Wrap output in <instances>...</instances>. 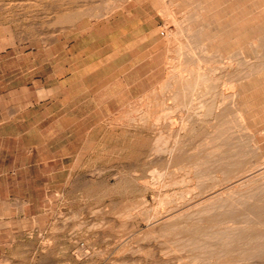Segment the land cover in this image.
Wrapping results in <instances>:
<instances>
[{"label":"rangeland","instance_id":"1","mask_svg":"<svg viewBox=\"0 0 264 264\" xmlns=\"http://www.w3.org/2000/svg\"><path fill=\"white\" fill-rule=\"evenodd\" d=\"M0 1V72L2 70L6 71L8 68L14 69L15 72L10 73L11 75L7 79L15 77V83L23 81L22 71L30 63H33V61L38 62L39 60H54L68 57L81 58L83 54H87V56L84 57L87 61L103 57L106 60H112L118 65L129 56L128 54L130 51L126 48V43L128 42H136L139 48L142 49L143 69L145 70V68H149L150 66L154 68L151 81H145L142 89L136 90V93L139 95L129 100L128 98L125 99L128 101L121 106L110 104V106L105 108L104 112L96 111L93 115H90L91 118L85 121L86 124L92 125V127L86 132L81 131L78 141H86V143L82 147H74L78 151L68 158L66 161V168L63 172L48 177L49 188L47 198L45 199L46 202L43 204L41 201L39 204L43 207L24 211L20 208L22 204L19 202V197H15L10 200V202L4 200L5 202L0 203V264H183L185 261H190V264H201L199 263L200 260L201 262L203 261L202 264H204L206 258L207 264L208 262L210 264H219V262L220 264H229L230 261V264H232L233 261L235 262V256H237V260L242 254L238 250H231L232 252L228 251L230 252H227L229 255L224 253L227 256H221L222 259L220 258L218 262H213L214 257L209 258L210 255H208L211 253V248L204 245L202 235L197 236L192 234L193 232L190 233L192 227L188 221H191V219H189L188 212H185V209L189 212L193 211V209L195 210L197 207L190 208V206H194L193 204L199 196L196 195L194 196L195 198H189V194H186L189 200L185 197L183 198L184 200H180L182 206L180 205L177 207L176 205L179 204H175L176 201L179 202L183 190L186 191V182H184L185 186L181 185L183 183H180L179 186H177L178 183H172L167 185V188L166 185H164L165 187L163 188L162 186L153 188L142 185L144 184V179H151L153 174L155 176H153L151 180L157 177L156 173L159 172V170L154 173L153 167L155 166L157 169L161 168L163 170L164 167H166L167 172L165 171L166 173H163L165 176H168L174 173H184L186 165L188 166V163H190L192 159H199L197 156H200V159L204 157V161L208 160L205 162L209 165L212 163V157L214 156L210 153L213 147H217V143H219L220 146V142L217 140H221V138L217 136L219 139L215 140L216 135L214 137L213 134L212 136L208 135L210 134L209 131L214 128V124L212 125L213 121L208 119L211 118L210 115L204 120L192 122L195 132L190 130L186 133L188 137L184 135L187 138L182 136L185 142L191 139L187 141L186 145L185 142L181 140V136L177 142L175 141L178 150H181L180 156L182 155L183 158L181 156L178 157L177 161L170 160L166 151L163 150L164 154L161 150V152L157 151L159 152L157 153L158 155L161 153L159 158L163 159L167 157L163 159L165 163H163V161L161 162V159L158 161V155L153 154L156 151H153L151 147V143L153 144L154 137L158 131L157 127L151 125L152 123L150 122L143 127H137L135 121L133 119V121L131 120L130 115L127 116L129 122L127 118L118 119V122L115 121L117 114L124 115V111L129 110V107L131 108L130 110L136 108L135 106H137V108L141 107L142 109V107L145 108L144 106L148 105L147 107L150 108L149 106L154 103L149 110L160 111L161 107H163V110L165 108L164 99L165 102L169 104L172 103V101H170L171 98L167 99L169 98L168 94L170 93L171 87L168 77H170L169 75L172 70L170 69V65H172L173 62L172 59L174 60L176 58L175 55H177V53L174 49L169 48L171 46V41L169 40H172V38L170 39V34L172 33L171 35H174V31L177 29V23H175L171 19L172 17L161 8L164 7L163 5L166 3L171 7L169 0ZM7 1L10 2L8 3ZM191 5L190 2L185 1L177 5H172V8L174 6L177 7L178 15L182 16L184 13L187 14L188 11L190 12ZM182 9H184V12ZM181 10L183 13L182 15H180ZM171 50L173 51L171 52ZM173 55L175 58L172 57ZM139 58L140 57L136 58L137 61ZM4 75L6 77V74H1V76ZM93 78L90 79L91 82L94 81ZM168 80L169 84H166ZM161 85H163V87ZM166 85L170 86L166 87ZM154 88H156V90ZM164 88H166L165 91ZM148 92H150L149 95ZM77 100L82 104L84 99L80 97ZM98 100L100 99L88 98L86 100V105L89 107L87 108L96 107L95 105ZM158 100L159 102L157 103ZM160 101L163 106H161ZM169 104H166V106L168 107ZM124 106L125 110L123 109ZM84 108H86V106H84ZM97 110H99V108H97ZM115 112H117V114ZM135 114L132 113L131 116ZM255 121L253 127L257 128L260 126V123L257 119H255ZM189 122L188 124L191 125ZM166 124L162 125L163 128L165 127L164 131L166 133L168 132L170 135L172 134L174 137V135H176L173 134L176 133L175 128L171 130L172 128L169 124L167 126ZM168 126L171 129H168ZM169 130H171L172 133L169 132ZM203 130L205 132H203ZM205 133H207L206 135L208 137L211 136L209 138L207 137L205 140H209L211 143V138H213L215 143L212 142V144L215 146L211 144L207 145V147H203L206 146L205 144L209 143L208 141H204L203 143V137L206 136ZM195 140L196 142H194ZM198 140L201 142L200 144H196L199 143ZM194 143L197 145L196 147ZM182 144L185 146H182ZM223 144L225 145H221L222 147L218 146L222 151L226 148L228 149V144ZM192 146L197 149L201 146V148L205 149L202 151L198 149L200 151H198V154L195 149L191 151L193 148ZM181 147L184 148L183 152L185 151L184 153L187 154H185V157ZM210 147L212 148L211 151ZM218 147L216 149H218ZM215 148L213 150H215ZM254 148L252 149L251 147L253 151H251V155L249 154V157H247L251 161L259 160L260 156L261 158L263 157L264 142L259 147L260 149H257L258 151L260 150L261 153L256 150V146H254ZM218 150L215 151L216 153H214V155H219L220 151L218 152ZM227 152L226 150L225 154ZM253 152L255 155L252 154ZM205 153L206 155L209 153L210 156L209 154L205 156ZM257 154L259 157H257ZM217 155L214 157L216 161ZM238 155L239 153L234 157V159L237 158V161L246 158L245 156L243 158V155L238 157ZM188 156H190V158ZM251 156H253L254 159L251 158ZM149 158H154L156 161L154 159V161H151ZM209 160H211V162H209ZM202 161L200 163L205 165ZM160 164L161 166L159 167L158 165ZM178 164L179 167L177 166ZM212 164L216 168V162ZM204 165L201 166L203 168V174L204 170L206 172L204 176L208 173V169L206 170V168H211L210 170H213V172L209 170L211 174L223 175L221 170L216 171L212 165ZM180 166H182V171H180ZM262 168L264 169V167L260 169L255 167L257 171H254L258 172L262 170ZM161 169L160 171H163ZM15 171L16 170H12L11 172L15 173ZM118 171L120 173H118ZM150 171L153 174L150 173ZM193 172H195V170ZM213 175L214 174L210 177ZM195 178L194 182H197V177ZM203 178L206 179L208 183L210 180V183L214 180L208 179V177ZM203 178H201V184L204 181ZM130 181H133V185L135 181V186H132ZM139 182L141 183L139 184ZM124 187L130 189L128 190L125 188L127 191H124ZM168 187L171 190L168 189ZM219 187L221 188L222 184L218 185V188ZM159 188L161 190H159ZM165 188L168 194H171L173 191L171 195L176 197L173 205L175 204L177 208L181 207L171 212L174 214V217H171L170 221L166 219L168 216L167 213L170 211V206L158 205L159 197L166 194ZM174 190L177 194H174ZM0 196L3 195L0 194ZM36 196L40 197L42 195ZM184 201H186V203H184ZM141 203H145L143 205L146 206V209L144 207L142 208L143 205L141 206ZM139 205L141 207L138 209L137 207ZM156 206L159 207V211ZM187 206L189 209L186 208ZM6 207H11V209H6ZM122 208L130 213L128 214L126 210L124 211ZM167 209H169V211H166ZM183 209L187 216H185V213H182L180 214L181 216L178 217L179 215H176L178 214L177 212L180 210L181 213ZM122 210L124 212H122ZM152 211H154V213ZM132 212L135 213L133 214ZM146 212L149 214H146ZM162 214L164 215L163 217ZM182 215L184 216L182 217ZM203 215L205 214L203 213ZM237 217H239V215H237ZM174 218L175 222L177 219V223L172 220ZM164 219L166 220L164 221ZM185 222L186 224L184 225ZM169 223L171 225V231L169 228L170 225L166 226V224L168 225ZM204 224L202 222L200 224L201 227H204ZM195 226L198 225H194L193 228ZM187 227L189 229H187ZM175 229L179 232L177 235H175L177 233ZM186 229L189 230V232ZM194 229L192 231H194ZM161 230H164V233L166 231V233L163 235V231ZM180 232L183 233L184 238L187 236L189 237V235L193 237L192 235H194L193 241L198 237L195 241L196 244L192 241V238L189 240L185 238L184 241L182 238L183 235ZM199 243L200 245H198ZM175 245L177 246L175 247ZM192 247L197 248L194 249ZM190 248L192 249L190 250ZM204 248L205 250H203ZM208 249L210 251H208ZM200 251L202 253L201 255ZM207 251L210 253L207 254L208 257L205 255L206 258L204 259L203 254ZM198 252L199 254L197 257V254L195 255L194 253ZM191 256L193 258H191ZM199 256H202L204 260ZM228 256L231 257L230 261H228ZM258 256V259L257 257L253 258L254 256H251V258H253L251 259L248 256L249 258L247 257L245 259L246 261L244 260L245 257H240L239 259L241 262H246V264H264V255L263 257L262 255ZM196 259L199 262H196ZM232 259L234 260L232 261ZM239 259L235 264L241 263ZM247 259H250L252 262ZM248 261H250V263H248Z\"/></svg>","mask_w":264,"mask_h":264},{"label":"bare ground","instance_id":"2","mask_svg":"<svg viewBox=\"0 0 264 264\" xmlns=\"http://www.w3.org/2000/svg\"><path fill=\"white\" fill-rule=\"evenodd\" d=\"M185 1H188L192 4L190 8L191 10L190 12L187 10L188 13L187 14L184 13V15H182L183 14L182 10L184 12V9H182L180 11L181 13L180 15L182 16H179L178 15L179 13H177V9H176L177 7L174 6L172 8V5H177ZM169 3L171 7L168 6L166 3L164 5L161 4L164 6L161 8H163L162 10L166 11L172 17L171 19L175 23H177V29L174 31V35L172 36L171 35L172 33L170 34L171 36L170 39L172 38V40H169L171 41L170 43L171 46L169 48L174 49L177 55H175L176 58L174 57V55L172 56L175 59L174 60L172 59L173 62L171 61L172 65H170L171 67L170 69L172 70L169 76L171 78L168 77L170 80V85H171L170 93L168 94L169 98L165 97L167 99L171 98L170 101H172V103L169 104L165 102V99H164L163 101L165 104L164 105L165 108L163 110L162 109L163 107H161L160 111H155L152 109L149 110L150 108H152L151 105L154 104L152 102H151L152 104L149 106L150 108L147 107L148 105L147 106L143 105L145 108L142 107L141 109V107L137 108V106H135L137 109L133 107L134 109L130 110L131 108L128 106L129 108L128 107L127 108L129 110L124 111L125 110L124 109L125 106H124L123 107L124 115H118L117 112H115L117 114L116 116V114L114 113L115 116L117 117V118L115 117L117 119V120L115 119V121L118 122L119 121L118 119H125L127 118V116L130 115L131 120L133 119L135 121L137 127H143L147 125V123L149 122L152 123L151 125H154L155 127L158 128L157 129L158 131L156 132V136L154 135L155 136L154 142L153 144L151 143L152 146L149 145L152 147L153 151H156L153 154L156 155L157 153H159L157 151L164 150L168 153L167 156L170 160L177 161L178 157L182 156V155L180 156L181 150L179 151L176 146L177 144L176 142L178 141L180 136L182 138L181 140H183L182 136L184 135L187 136L186 134L187 131L192 130L195 132V129H193L194 127L193 123L198 120H204L206 119L208 115H210L211 118H208V119H211L213 121L212 125L214 124L213 125L214 128H212V130L209 131L210 134L208 135L212 136L213 134V137L216 135L215 140L219 138H221L222 140L225 137L224 140L221 141L219 139L217 141L220 142V146L225 145L223 143H227L228 149L226 148L224 151L226 152L227 150L228 152L225 154V152L222 151L221 148H219L220 147L219 143H217L218 145H216L217 147L219 146L218 147L219 150L216 149L217 147L216 148L213 147L215 146L214 144H212V142L215 143L213 138H211L212 139L211 143L209 142V140H205L208 137L206 135L208 133L207 132L205 133L206 136L203 137L204 140L202 138L201 139L203 140V143L204 141H208L210 144L209 143L205 144L206 146H203V147H207V145L212 144L213 146L211 147H213V149L215 148V150H213L210 147V151L211 149L213 151V152L211 151L210 154L211 155L213 154L214 157L217 155V154L214 155V153H216L215 151L217 150L218 152L220 151L219 155H217L218 157H216L217 161L214 160L215 158L211 156L213 158V161L216 162V165L214 164L216 168L212 164L214 163L213 161L209 165L206 163L208 160L207 161L205 160L206 162L204 161L205 159L204 157H203L204 159L202 158L203 161L202 159H200V156H197V157L200 159V162L201 161L204 162L205 165H208V166L212 165L216 171L221 170L223 175L212 173L214 174L213 175L214 177L212 176L214 179L213 180L212 177H210L212 174L209 172L211 168H206V170L208 169L207 174L209 176L207 174L204 176L206 172L204 170V174H203L202 172L203 168L201 167L204 164L203 163L201 164L199 162V159L196 158V159H192L190 163H188L189 164L188 166L186 165V168H185L186 170L185 171L183 170L184 173L180 172L181 174L174 173V174L165 176L163 172L166 171V167H164L163 165L164 170L160 168L161 170H163V171H160V169L159 168L157 169V167L155 166L153 167L154 169L153 168L152 169L154 170V173H156L157 170H159V172L156 173L157 177L151 180L153 176L155 175L150 171V173H152L153 176L151 175L152 176L151 179H144L143 181L144 184L142 185H145L146 187H153V188L155 187L158 188V186H162L163 188L165 187L164 185H166V188H167V185L172 184V183L173 184L178 183L177 186H179L180 183H183L181 185L185 186L184 182H186L187 183L186 191L183 190L182 188L183 193L181 195V198L179 199V202L177 201L175 202V204L176 203L179 204V205H176L177 207L181 205L180 200L185 198L186 194H189L188 195L189 198H192V197L195 198L194 196L196 195L199 196L198 199L193 204L194 206L192 205L190 206V208L191 207L193 208L197 207V208H195V210L193 209V211H190V212L186 211L185 209V212H188L187 213L188 217L189 219H191V221H188L191 227L193 228L194 225H198L194 227L195 229L193 228L194 231H192L193 229L191 228L190 233L193 232L192 234L197 235V236L202 235L204 245L209 246L211 248L210 249L208 247L211 250V253L208 252L210 251L208 249V251L205 254H203L204 259L206 258L205 255L207 256V254L210 253L208 254L210 255L209 258L214 257L213 262L214 261L218 262L221 256L226 255L224 253H227L228 251H231V250L233 251L238 250L239 252H241L242 254L241 255L239 254L240 255L239 258L245 257L244 260L248 256L250 258L251 256H254L253 258H256L258 255H262L263 257L264 255V169L262 168V170L255 172L257 171L255 170V167L257 169L264 167V155L261 158V156L259 157V155L257 154L258 155L257 157H259L260 159L256 161L255 160L251 161L247 157H249L248 155L251 153V151H253L251 150V147L253 149L254 146H256V150H257L261 146V144L264 142V0H169ZM172 51L173 50H171V52ZM169 80H168V83L166 84H169ZM161 86L163 87V85ZM169 86L166 85V87H169ZM154 89L156 90V88ZM165 90L166 88H164V91ZM168 92H169V89H168ZM149 93L150 92H148V95ZM158 102L159 100L157 101V103ZM166 104H169L168 107L166 106ZM161 106H163L162 102H161ZM132 113L135 115L131 116ZM128 119L129 118H127V121ZM255 119H257L260 123V126L257 128L253 127L256 122ZM188 122L191 125H189ZM163 124H166V126L169 124V126L172 129L169 126H168L169 128L167 127L168 129L174 130L173 128H175L176 133H173V134H176V135H174L173 137L172 134L170 135L168 132L166 133L164 131L165 127L164 128L162 127ZM201 128H204V127H201ZM171 130H169V132H171ZM204 130L203 132H205ZM186 136L184 137L187 138L188 136L187 137ZM217 136H219V138ZM187 141L185 142L183 140V142H185V145L187 144ZM223 141H226V142H223ZM194 142H196V140ZM200 143L201 142L196 143V144H200ZM183 145L184 144H182V146ZM201 145H204V144H201ZM194 146L196 147L197 145H195L194 143ZM194 146H192L193 148L191 151H194L195 149L198 152L199 150L202 151L203 149H205V148H201L200 146L198 150L197 148H194ZM183 149L184 148H182V152H183ZM164 151L162 152L163 154H164ZM206 153H205V156L209 154L208 153L206 155ZM238 153H239L238 157H240V155H243V158L244 156L246 158L242 159L241 161L240 160L237 161V158L234 159V157ZM185 154L186 153H184V157L187 155ZM252 154L255 155L254 152ZM159 155L157 156V158L159 159L158 161H160L161 159L159 158ZM200 155L202 156L201 153ZM188 157L190 158V156ZM211 157H208V158H211ZM251 158H253V156H251ZM153 159H150V160L156 161V159L154 160ZM163 159H161V162L163 161V163H165ZM183 160L186 161L185 159ZM209 162H211V160H209ZM158 166L160 167L161 164ZM177 166L179 167V164ZM181 167L182 166H180V168ZM194 170L195 172H193ZM180 171H182V168ZM210 171L213 172V170H210ZM118 173L120 172L118 171ZM195 177H197V180H196L197 182H194L196 179ZM203 177H206V178L208 177V179H212L213 181L210 183L211 181L210 180L208 183L206 179H204ZM201 178H203V180L206 183L203 181V183L201 184V180H202ZM135 181H134V185L132 183L133 181H130L132 183V186H135ZM140 183L141 182H139V184ZM220 184H222V187L218 188V185ZM169 187L168 189H170ZM125 188L127 187H124V189ZM166 188H165V192L167 191ZM127 189L129 190L130 188H127ZM159 190L161 189L159 188ZM124 191H127V190L125 189ZM171 194L170 193L168 194L166 192L164 196H161L158 199V203H159L158 205L161 204V206L162 205L170 206V211L169 209L166 210V211H169L168 213L166 212L168 214L166 219H169V221L171 217L172 218L174 217V214H172L171 212H173V210H176V209L178 210L181 208V207L177 208L175 204L173 205L174 200H176V197ZM174 194H177V192L175 191ZM184 203H186V201H184ZM143 204L141 203V206ZM141 206L139 205L137 208L139 209ZM188 206L186 208H188ZM143 207L145 208L146 206L143 205L142 208ZM122 209L124 211L126 210L124 208ZM123 210L122 212H124ZM154 211L152 212L154 213ZM158 211H159V207H158ZM182 211L183 212L180 213V210H179V212H177L178 214L176 215L177 216L179 215L178 217H180L181 216L180 214L185 213L184 209ZM126 212L128 213L127 210ZM203 213L205 215H203ZM146 214H149V213L146 212ZM237 215H239V217H237ZM163 216L164 215L162 214V217ZM183 216L184 215H182V217ZM185 216H187L186 213H185ZM166 219H164V221ZM172 220H174L175 222V218ZM186 222L184 223V225L186 224ZM202 222L203 224L205 223L203 225L204 227H201L200 225ZM175 223H177V219ZM169 225L170 223L168 225L166 224V226H169ZM170 227L171 225L169 226V228ZM187 229L189 228L187 227ZM161 231H163V235L166 233V231L164 233V230H161ZM170 231H171V228H170ZM187 231L189 232V230ZM178 233L179 232L177 231L175 235H177ZM194 235L192 236L194 237ZM193 237L189 235V237L187 236L185 238H188L187 240L192 238V241H193ZM182 238L185 241L184 235ZM196 238L198 239V237ZM197 239H194V240L196 241ZM195 241L193 242L196 244ZM198 245H200V243ZM176 246L177 245H175V247ZM179 246H180V243H179ZM192 248H190V250ZM176 250H179V249H176ZM200 250H201V247H200ZM203 250H205V248ZM206 250H207V247H206ZM194 254L195 255L197 254V257H198L199 252L194 253ZM201 254L202 253L200 251V255ZM202 256H199V257L202 258ZM191 258L193 257L191 256ZM203 258L202 260H204ZM228 258H229L228 261H230L231 257L228 256ZM236 258L237 256H235V262L233 261L234 259H232L234 264L239 259L238 258L236 260ZM197 259L195 260L196 262L198 261ZM247 260H250V259H247ZM205 261H206L205 263L207 264V258ZM250 261H248V263H250ZM202 262L200 260L199 263L202 264ZM185 263L190 264L191 262L185 261L183 264ZM241 263L246 264V262H241ZM208 264L210 263L208 262Z\"/></svg>","mask_w":264,"mask_h":264},{"label":"crops","instance_id":"3","mask_svg":"<svg viewBox=\"0 0 264 264\" xmlns=\"http://www.w3.org/2000/svg\"><path fill=\"white\" fill-rule=\"evenodd\" d=\"M126 45L129 56L118 65L103 57L87 61L83 54L33 61L18 83L7 79L14 69L0 72V203L19 197L24 211L43 207L48 177L63 172L74 147L85 145L78 140L92 127L85 123L90 115L125 104L151 81L154 68L143 69L142 49L136 42ZM88 98L100 100L87 108Z\"/></svg>","mask_w":264,"mask_h":264}]
</instances>
